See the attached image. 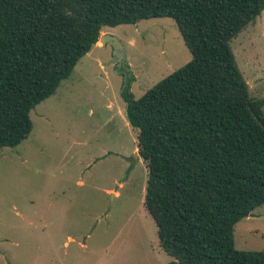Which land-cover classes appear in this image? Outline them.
Segmentation results:
<instances>
[{
    "label": "trees",
    "instance_id": "16d2710c",
    "mask_svg": "<svg viewBox=\"0 0 264 264\" xmlns=\"http://www.w3.org/2000/svg\"><path fill=\"white\" fill-rule=\"evenodd\" d=\"M264 0H0V149L33 129L103 28L173 18L191 60L136 99L129 123L148 166L144 205L169 264H264L235 246V226L264 204V98H254L231 41Z\"/></svg>",
    "mask_w": 264,
    "mask_h": 264
},
{
    "label": "rangeland",
    "instance_id": "374dc122",
    "mask_svg": "<svg viewBox=\"0 0 264 264\" xmlns=\"http://www.w3.org/2000/svg\"><path fill=\"white\" fill-rule=\"evenodd\" d=\"M54 94L31 111L33 129L0 149V264H169L144 205L148 166L128 121L136 99L192 54L171 17L103 28ZM254 98H264V11L231 41ZM137 148V149H136ZM118 193V194H116ZM235 246L264 250V204L235 226Z\"/></svg>",
    "mask_w": 264,
    "mask_h": 264
},
{
    "label": "water",
    "instance_id": "95a60500",
    "mask_svg": "<svg viewBox=\"0 0 264 264\" xmlns=\"http://www.w3.org/2000/svg\"><path fill=\"white\" fill-rule=\"evenodd\" d=\"M99 41L102 42L103 45L111 44L113 46L115 59L118 66H121V64L125 62V54H124L123 46L115 35L110 33L102 34L99 38ZM136 157H138L137 154Z\"/></svg>",
    "mask_w": 264,
    "mask_h": 264
},
{
    "label": "crops",
    "instance_id": "0c3cea01",
    "mask_svg": "<svg viewBox=\"0 0 264 264\" xmlns=\"http://www.w3.org/2000/svg\"><path fill=\"white\" fill-rule=\"evenodd\" d=\"M136 149H137V148H136ZM136 154L138 155V157L140 156V154H139V153H136ZM138 157H137V158H138ZM140 157H141V156H140ZM116 194H118V193H116Z\"/></svg>",
    "mask_w": 264,
    "mask_h": 264
},
{
    "label": "flooded vegetation",
    "instance_id": "af4514ba",
    "mask_svg": "<svg viewBox=\"0 0 264 264\" xmlns=\"http://www.w3.org/2000/svg\"><path fill=\"white\" fill-rule=\"evenodd\" d=\"M125 65V62H123L122 64H121V66L123 67Z\"/></svg>",
    "mask_w": 264,
    "mask_h": 264
}]
</instances>
